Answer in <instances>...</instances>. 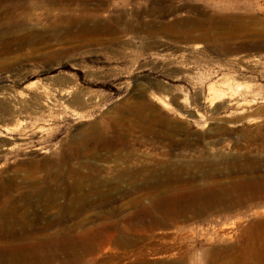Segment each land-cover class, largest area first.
I'll use <instances>...</instances> for the list:
<instances>
[{"label": "rangeland", "instance_id": "1", "mask_svg": "<svg viewBox=\"0 0 264 264\" xmlns=\"http://www.w3.org/2000/svg\"><path fill=\"white\" fill-rule=\"evenodd\" d=\"M225 2L106 0L96 12L108 18L116 31L67 41L35 39L28 35L29 25L16 31L0 7V104L6 96L15 99L18 107L16 112L0 111L4 197L26 198L20 200L22 207L32 219L41 220H36L38 225L51 219L57 214L55 208L45 215L46 201L33 196L50 183L55 162L64 157L59 151L66 154L64 148L71 150L94 129L106 128L107 138L118 142L125 138L127 146L90 153L89 162L99 167L90 178L107 179L104 188L116 199L101 213L91 211L94 217L78 231L117 221L121 225V217L133 215V198L151 188L133 171L145 163L146 172L153 170L152 156L164 151L174 162L171 170L189 180L184 186L211 187L225 197L230 193L234 198L248 197L241 206L198 218L181 230L155 231L179 237L173 239L175 243L168 241L172 246L168 253H186L180 264H264V0H242L244 5L233 10L251 17L226 25L238 28L236 38L184 41L179 33H184V24L166 27L182 18H207L229 3ZM96 4L93 1L91 7ZM48 23L43 19L36 27ZM44 87L55 96L43 98ZM213 88L226 89L231 97L210 105ZM66 89L67 96L56 95ZM80 93L86 104L74 98ZM138 122L150 123L165 140L144 135ZM203 150L215 155L201 158ZM65 158L74 165L82 161L75 155ZM237 184H250L251 191L235 190ZM127 201L123 210H116ZM147 202V198L142 201ZM68 217L70 223L81 219ZM128 234L139 248L150 241L141 242L140 237H145L141 232ZM103 252L119 255L121 249L111 245ZM168 253L147 254L146 260L153 263ZM131 260L103 263L130 264Z\"/></svg>", "mask_w": 264, "mask_h": 264}, {"label": "bare ground", "instance_id": "2", "mask_svg": "<svg viewBox=\"0 0 264 264\" xmlns=\"http://www.w3.org/2000/svg\"><path fill=\"white\" fill-rule=\"evenodd\" d=\"M93 1L97 2L96 8L91 7ZM105 1L0 0V7L2 8L1 13L8 18L16 31L29 25L28 35L35 39L67 41L72 38H86L116 31L108 18H103L96 12L106 6ZM231 1L227 0L229 3L225 2L227 4L223 8L220 7V10L211 11L208 14L206 12L207 18H204L205 16L202 17L204 19H201V16L200 18L198 16L182 18L166 24V27L172 28L177 24H184L185 28L190 26L187 30L183 29L184 33L179 32L184 41L236 38L239 35L238 28L226 25L232 20L242 23L250 16L246 13L233 11L244 5L242 0ZM217 2L215 3L217 4ZM42 8L44 9L42 13L31 12ZM199 13L201 14V12ZM43 19L49 22V25L38 29L36 25ZM22 38L24 39V37ZM56 53L59 51L52 55ZM15 76H18L17 72L13 74V77ZM68 92V89L61 90L56 95L63 98L68 95ZM210 95V105L231 97L230 92L222 88H213ZM41 96L53 98L55 94L44 87ZM82 97L83 93H80L76 94L74 98L80 99L83 104H86V100ZM15 103V99L5 96V101L0 104V111L13 110L16 112L18 107ZM135 124L140 126L144 135L160 137L165 140L166 136L157 133L150 123L138 122ZM107 132L106 128L94 129L91 134L84 136L78 142L79 146H74L68 151L64 148L66 154L62 150L59 151L58 154L61 153L64 157L55 162L56 167L50 174V183L40 186L38 193L33 196L38 201H46L45 215L51 208H55L53 211H57L56 215L54 214L49 220L46 219L42 225L37 224L39 218L36 219L37 221L35 218L32 219L28 210L23 209V203L20 200L26 198L4 197L0 192V264H104L103 262H110L114 258L132 259L130 264H180L184 261L186 253L170 254L168 251L172 249V246L168 247L167 245L168 241L175 243L174 240H178L179 237L174 238L165 232L154 233L155 231L171 228L181 230L184 225H188L198 218L206 219L221 211H230L236 206H241V202H246L248 199V197L234 198L236 196L233 193H230L229 197H225L220 193V190L216 191L211 187H194L192 190L184 186L188 184L189 180L185 181L180 172H173L171 167L174 162L166 158V152L159 151L156 152V156L160 157H156L154 154L152 157L155 159L151 158L152 162L150 163L153 170L150 169L149 172H146L148 165L145 163L140 166L141 168L138 167L139 169L136 168L133 171L135 175L143 178L146 185L151 187L149 193L133 198L131 202L135 207L133 215L121 217V225L117 221L78 231V228L84 227L88 220L94 217L90 215L91 211L97 210L98 213H101L116 199L109 189L104 188V185L108 183L107 179L90 178L93 172L99 170L96 164L89 162L90 153L99 149L112 150L116 146L119 148L127 146L125 138L118 142L113 138H107ZM72 155L80 156L82 161L76 162L78 165L71 164L65 157ZM214 155V152L209 150L199 152L201 158H209ZM235 187V190L240 189L246 192L251 191L252 188L250 184L242 186L237 184ZM144 198L148 199L147 203H142ZM127 204L128 201L116 210H123ZM36 205L38 204L36 203ZM36 205L32 208H36ZM27 209L29 208L27 207ZM111 211L108 213L112 214ZM49 216L50 214L46 218ZM68 216L81 219L70 223ZM96 216L98 217V214ZM129 230L141 232L142 235H145V237H140L141 242L148 239L149 243L143 244L140 248L137 247L138 241L128 234ZM111 245L121 249V254L104 255L103 250H110ZM213 251L217 255L218 251L214 249ZM161 252L168 254L153 263L146 260L147 254ZM174 255H177L178 259L172 258Z\"/></svg>", "mask_w": 264, "mask_h": 264}]
</instances>
